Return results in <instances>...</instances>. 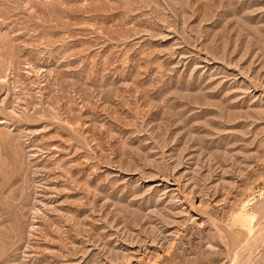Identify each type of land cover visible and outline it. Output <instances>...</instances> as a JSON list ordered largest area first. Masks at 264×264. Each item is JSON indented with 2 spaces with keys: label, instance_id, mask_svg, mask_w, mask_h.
<instances>
[{
  "label": "rangeland",
  "instance_id": "1",
  "mask_svg": "<svg viewBox=\"0 0 264 264\" xmlns=\"http://www.w3.org/2000/svg\"><path fill=\"white\" fill-rule=\"evenodd\" d=\"M0 264H264V0H0Z\"/></svg>",
  "mask_w": 264,
  "mask_h": 264
}]
</instances>
